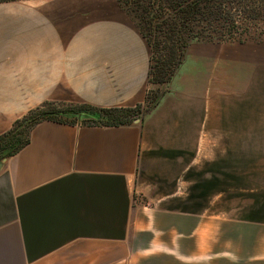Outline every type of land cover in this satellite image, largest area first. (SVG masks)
<instances>
[{"label": "crops", "instance_id": "0c3cea01", "mask_svg": "<svg viewBox=\"0 0 264 264\" xmlns=\"http://www.w3.org/2000/svg\"><path fill=\"white\" fill-rule=\"evenodd\" d=\"M216 52L191 45L130 125L37 124L0 170V264H264V218L210 211L225 176L198 161L206 140L257 128ZM150 59L117 0L0 3V136L45 102L144 104ZM137 187L156 206L135 210Z\"/></svg>", "mask_w": 264, "mask_h": 264}, {"label": "rangeland", "instance_id": "374dc122", "mask_svg": "<svg viewBox=\"0 0 264 264\" xmlns=\"http://www.w3.org/2000/svg\"><path fill=\"white\" fill-rule=\"evenodd\" d=\"M124 6L120 4L139 32L146 36V40L151 39V33L143 28L135 15L133 13L130 15L131 11ZM251 20L247 27L248 33L245 31L247 29L245 26H239L240 28L235 29L232 33L229 31L222 33L217 25L214 27L204 25L200 28L202 36L191 42V45L215 44L217 57H224L223 61L230 64L229 74L225 76L224 83L233 82L235 89L239 85L238 90L236 89L237 92L233 91L232 110L240 112L242 116L240 118L248 121L245 122V125L257 126V128L252 127L246 132H233L237 136L229 140L217 138L214 147L213 140H206L204 143L205 154L198 156V161L202 166H206L209 160H216V174L225 176L219 175L225 181L223 183L225 185L222 184L224 192L217 197L216 201L209 204L210 211L241 220H251L253 219L251 217L258 216L264 218V12L255 21ZM216 77L217 82L223 81L222 77L221 79L218 75ZM217 86H219L218 83ZM158 88L162 89V87L148 83L147 94L158 90ZM167 88L168 85L164 87V91ZM228 92L217 91V95H225ZM55 103L64 106L83 105L76 102ZM28 113L21 119L25 118ZM217 188L219 187L217 186ZM186 190V186H179L180 194L183 195ZM156 204L151 202L140 188H136L134 191L135 210L144 207L151 208Z\"/></svg>", "mask_w": 264, "mask_h": 264}, {"label": "trees", "instance_id": "16d2710c", "mask_svg": "<svg viewBox=\"0 0 264 264\" xmlns=\"http://www.w3.org/2000/svg\"><path fill=\"white\" fill-rule=\"evenodd\" d=\"M20 0H0V3ZM149 31L151 48L148 82L162 87L148 93L144 105L134 108H98L89 105L64 106L45 102L15 122L0 136V163L30 143L33 128L51 121L68 125L125 126L141 119L153 109L185 60L193 39L202 36L204 25L219 26L232 33L250 25L264 12V0H118ZM124 3V4H123ZM133 16V15H132ZM251 20V21H252ZM248 33V28L245 30ZM145 39L146 36L142 34Z\"/></svg>", "mask_w": 264, "mask_h": 264}, {"label": "water", "instance_id": "95a60500", "mask_svg": "<svg viewBox=\"0 0 264 264\" xmlns=\"http://www.w3.org/2000/svg\"><path fill=\"white\" fill-rule=\"evenodd\" d=\"M138 121V120H137ZM5 161V160H4ZM3 167V162L2 163H0V170H1V168Z\"/></svg>", "mask_w": 264, "mask_h": 264}]
</instances>
